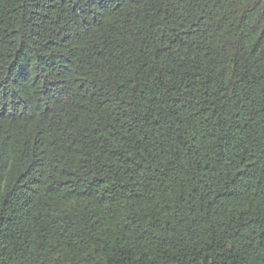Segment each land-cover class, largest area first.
<instances>
[{
    "label": "trees",
    "instance_id": "16d2710c",
    "mask_svg": "<svg viewBox=\"0 0 264 264\" xmlns=\"http://www.w3.org/2000/svg\"><path fill=\"white\" fill-rule=\"evenodd\" d=\"M0 264H264V0H0Z\"/></svg>",
    "mask_w": 264,
    "mask_h": 264
}]
</instances>
